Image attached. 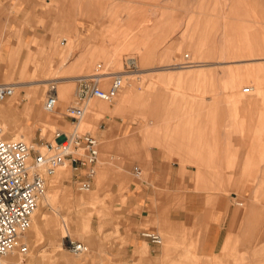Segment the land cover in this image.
Listing matches in <instances>:
<instances>
[{"label": "rangeland", "instance_id": "rangeland-1", "mask_svg": "<svg viewBox=\"0 0 264 264\" xmlns=\"http://www.w3.org/2000/svg\"><path fill=\"white\" fill-rule=\"evenodd\" d=\"M47 1L41 3L40 13L48 15L49 28L57 31L55 50H61L62 56L54 54L57 62L47 56V62L29 77L24 65L15 73V66L7 64L3 70L0 64L2 80L21 83L14 97L0 102L4 136L40 144L52 140L54 130L72 128L62 113L74 99V82L57 83V88L60 83L68 85L70 93L68 99L58 97L56 112H47L43 101L47 82H57L63 74L59 65L65 50L80 45L67 30L79 16L92 26L99 47L87 68L73 72L90 73L100 64L103 71L129 73L112 101L93 98L91 107L96 103L100 110L102 105L113 109L122 92L131 102L127 118L104 116L97 127L88 118V107L78 130L99 140L91 188L77 189L68 164L49 177L23 236L28 252L5 260L122 264L108 254L121 238L120 214L127 206L128 183L136 179L133 167H141L140 178L146 179L142 161L157 154L165 165L189 166L197 179L209 180V190L229 197L234 214L244 215L251 204L256 205L257 231L242 226L240 238L228 234L220 256L208 257L201 254L200 240L186 239L192 232L184 226L171 227L161 216L145 220L140 231H156L162 242L151 245L141 238L142 245L123 264H264V0ZM127 57L135 59L128 68ZM179 64L191 66L180 69ZM108 123L115 125L110 138L113 149L104 153L106 139L97 129L104 130ZM8 124L11 133L5 131ZM167 209L160 208L159 213ZM163 233H171L173 240ZM68 238L87 250L70 251Z\"/></svg>", "mask_w": 264, "mask_h": 264}, {"label": "crops", "instance_id": "crops-1", "mask_svg": "<svg viewBox=\"0 0 264 264\" xmlns=\"http://www.w3.org/2000/svg\"><path fill=\"white\" fill-rule=\"evenodd\" d=\"M43 1L0 0V64L3 70H6V65L10 64L9 68L15 66V73H18L19 66L24 65L26 76L29 77V74L39 70L41 65L47 62V56L53 62H57L54 54L59 59L62 56L61 50H55L57 31L49 28L51 22L48 15L40 13L43 10L41 8ZM72 27L67 30L73 35V39L80 40L78 41L80 45L75 50H65L63 61L59 65V70L63 71V74L56 77L57 83L69 81L75 83V76L78 74L74 72L87 68L98 54V39L95 38L92 26L85 22L84 17H77L74 31ZM62 40L65 42L66 37L61 39V42ZM188 66L178 68L186 69ZM11 70L14 71L13 68ZM39 80L40 78L35 81ZM18 83L20 82H17V87L20 86ZM60 84L67 89L68 99L70 87ZM125 94L127 98L123 100ZM57 95L59 97L58 90ZM117 96L114 108L110 109L107 105L106 112H102L96 103L91 107L89 101L85 107L84 117L89 107L88 118L91 119L94 127L99 125L104 116L110 118L119 114L122 119L127 118V104L131 102L129 94L122 92ZM57 104L53 112H56ZM61 126L66 124L62 123ZM114 126L108 123L104 130L97 129V134L106 139L104 153L113 149L110 138ZM142 162L147 172L146 179L140 178L142 169L135 165L140 169V174L135 176L132 172L136 179L128 183L127 206L120 214L121 238L112 243L111 252L108 254L114 263L123 264L130 260L135 247L142 245L139 235L141 225L145 220H159L161 216L171 227L184 226L187 233L192 232L191 237L187 235L186 239L200 240L201 254L208 257L220 256L228 234L232 233L234 238H240L242 226H248L249 231H257L260 214L253 211L256 205L251 204L249 206L251 211L248 213L236 215L230 206L229 197L223 192L209 190V180L197 179L191 167L186 166L183 169L176 164L165 165L157 154H151L148 162L145 160ZM249 194L251 191L247 193ZM163 207L168 209L165 212L163 210L161 214L159 210ZM197 231L200 232L199 236L194 235ZM163 235L166 239L173 240L171 233H163Z\"/></svg>", "mask_w": 264, "mask_h": 264}, {"label": "built area", "instance_id": "built-area-1", "mask_svg": "<svg viewBox=\"0 0 264 264\" xmlns=\"http://www.w3.org/2000/svg\"><path fill=\"white\" fill-rule=\"evenodd\" d=\"M127 68L133 63L126 58ZM99 68L90 73L75 76L73 101L65 106L63 116L71 120L69 131L54 130L52 140L40 144L21 139L7 138L0 127V264H9L10 255H25L28 243L24 234L31 226L39 200L43 197L46 183L56 169L67 163L73 170V180L79 191H87L95 175L99 156V140L89 132L78 130L87 103L97 98L111 101L123 83V72L103 71ZM96 66V67H97ZM108 78L106 86L102 82ZM17 82L0 78V102L13 97ZM58 101L56 79L49 80L44 91L43 106L53 112ZM138 176L140 169L133 167ZM141 238L159 245L161 238L156 231L142 229ZM68 249L74 253L86 251L79 241L68 238Z\"/></svg>", "mask_w": 264, "mask_h": 264}, {"label": "bare ground", "instance_id": "bare-ground-1", "mask_svg": "<svg viewBox=\"0 0 264 264\" xmlns=\"http://www.w3.org/2000/svg\"><path fill=\"white\" fill-rule=\"evenodd\" d=\"M61 43H64V40H62V42ZM130 59V62H133V63H135V59H133V58H129ZM177 66H181V64H179V65H177ZM128 72V71H127ZM123 74V76L124 75H128L129 73H126V74H124V73H122ZM58 81V80H57ZM19 85H21V83H18ZM122 85H123V83H122ZM122 85H121V87H122ZM65 86H61L60 88H57V90H58V93H59V97H61V98H63V99H67V96H68V91H67V89H65L64 88ZM120 87V88H121ZM116 96V95H115ZM125 96H126V94L122 97V99L124 100L125 99ZM14 97V96H13ZM12 98V97H11ZM113 100V99H112ZM111 100V101H112ZM101 101H103V100H101ZM104 102H109V101H104ZM88 105V104H87ZM1 107V106H0ZM101 110H102V112H106V110H107V106L106 105H102L101 106ZM86 115V114H85ZM110 115V114H109ZM111 116V115H110ZM83 117H84V115H83ZM81 118V120L79 121V123L82 121V119H84V118ZM93 120V119H92ZM52 126V125H51ZM77 127H78V125H77ZM5 131H6V133H11V131H12V126L11 125H7L6 127H5ZM13 139H17V138H13ZM20 139V138H19ZM21 140H23V139H21ZM25 141V140H24ZM27 142V141H26ZM99 157V156H98ZM66 165H67V163H64V164H62L61 166H59L57 169H56V171H55V173H54V175L56 174V172L59 170V169H62V168H65L66 167ZM53 175V176H54ZM237 205H241V203L240 202H237ZM160 236V235H159ZM161 238V237H160ZM161 242H162V239H161ZM87 249V248H86ZM81 253V252H80ZM83 253V252H82ZM12 264H13V262H12Z\"/></svg>", "mask_w": 264, "mask_h": 264}]
</instances>
